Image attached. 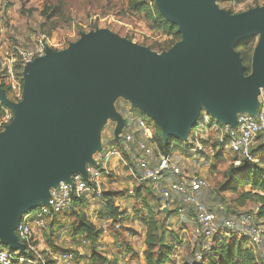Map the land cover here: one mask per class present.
<instances>
[{
  "label": "water",
  "instance_id": "1",
  "mask_svg": "<svg viewBox=\"0 0 264 264\" xmlns=\"http://www.w3.org/2000/svg\"><path fill=\"white\" fill-rule=\"evenodd\" d=\"M215 1L156 0L180 35L166 52L109 33L82 35L24 65L19 103L0 86V105L13 115L0 133V246L25 255L15 234L21 217L47 205L50 191L71 184L72 176L87 180L104 118L116 122L119 143L124 120L112 99L122 97L156 123L163 143L186 142L201 113L231 129L240 115L256 117L264 90V8L230 15ZM257 35L245 76L235 48Z\"/></svg>",
  "mask_w": 264,
  "mask_h": 264
},
{
  "label": "rangeland",
  "instance_id": "2",
  "mask_svg": "<svg viewBox=\"0 0 264 264\" xmlns=\"http://www.w3.org/2000/svg\"><path fill=\"white\" fill-rule=\"evenodd\" d=\"M147 2L156 5V0ZM213 5L220 11L238 15L252 9L264 8V0H216ZM95 33H109L149 50L153 47L154 51H150L155 53L166 52L167 50H161L171 42L169 35L157 30L141 15L131 12L128 9V0H0V86H7L11 75L12 79L21 82L22 88L24 66L18 63L20 53L32 52L39 46L61 52L69 44L79 41L82 35ZM252 39L256 45L259 36ZM3 90L12 103L21 101H14L8 89ZM111 105L124 120L123 133L129 132L138 140L148 130L152 140L156 123L122 97L112 99ZM6 110L7 122L0 123V133L13 120L11 112ZM139 119L145 121V130L136 126ZM115 126L116 122L104 118L99 131L101 149L115 147L122 152L121 158L126 164L123 165L121 161L117 165L114 161L109 162L107 167L112 171L101 180V192L112 196L114 205L121 214L119 219L114 222L106 217L102 218L103 203L100 200H84L79 211H75L65 220L56 221L44 233L34 228L38 254L44 263L147 264L143 256L146 248L145 224L152 218L158 227L157 234L164 236L165 233L170 238L169 264L195 263L191 255L194 241L189 213L178 215L172 212L164 215L160 212L161 200L148 190L146 182L140 181L141 174L135 169L132 156L126 154L121 143L114 142ZM215 137L214 131L203 130L199 132L198 139L193 141L190 134L187 141H180L181 147L172 149L169 155L182 174L197 175L207 182L208 188L196 195L207 210L213 212L219 221L236 219L243 213L255 211L257 205L248 201L243 207L237 205L236 199L243 189L238 177L229 185L224 180L230 164L237 167L240 160L225 148L220 149ZM198 148L199 151L195 152ZM175 179L171 175H165L162 181L166 184ZM136 189L140 190V198L136 196ZM171 209L176 210V207ZM78 214H83L97 231L94 243L84 236L72 235L71 225L77 222ZM111 228L118 231L122 240H116ZM125 251L127 256L123 257ZM66 255L69 257L65 259ZM254 256L256 264H264V252L255 248Z\"/></svg>",
  "mask_w": 264,
  "mask_h": 264
},
{
  "label": "built area",
  "instance_id": "3",
  "mask_svg": "<svg viewBox=\"0 0 264 264\" xmlns=\"http://www.w3.org/2000/svg\"><path fill=\"white\" fill-rule=\"evenodd\" d=\"M46 48L39 46L32 52H22L18 58L20 66L31 62L35 58L44 56ZM7 86L8 92L14 101L22 99L21 82L11 78ZM259 111L256 117L240 115L237 118L235 129L228 125H219L212 121L209 116L201 113L196 127L191 131L193 141L199 137V132L214 131L215 138L230 154L246 161H252L251 151L257 144V137L262 134L264 143V90H260L258 96ZM7 116L0 123H6ZM138 129L145 130L144 120H137ZM149 131L145 130L142 139H136L131 133H122L119 143L124 147L126 154L131 155L133 165L141 174L140 181L146 182L150 191L161 200L162 209L171 211L176 207L178 215L189 213V221L192 226L191 236L193 241L201 242V248L194 253L197 261L202 258V252L208 251L211 240L219 233L225 238L235 235L246 238L249 244L264 252V226L254 217L255 211L243 213L238 218H227L219 221L215 214L207 210L196 197L200 192L208 188L205 180L197 175L186 176L180 168L172 162L169 153L156 151L155 147L148 141ZM195 152L199 151L194 150ZM122 152L115 147L102 148L94 156L95 167L86 166L87 180L84 181L80 175L71 178V184L60 183L56 189L50 191L47 205L24 214L15 232L16 237L25 247V255L12 252L7 247L0 246V264H44L38 254L33 235L34 228L40 233L47 229L48 222L54 216L68 213L74 200L97 199L102 200L101 180L112 170L107 166L110 161L117 165L121 161ZM171 175L176 179L164 184L162 178ZM177 202V205L176 203ZM69 255L65 256V259Z\"/></svg>",
  "mask_w": 264,
  "mask_h": 264
},
{
  "label": "trees",
  "instance_id": "4",
  "mask_svg": "<svg viewBox=\"0 0 264 264\" xmlns=\"http://www.w3.org/2000/svg\"><path fill=\"white\" fill-rule=\"evenodd\" d=\"M128 9L135 14L141 15L145 20L151 22L157 30L162 31L171 37V42L161 51L168 50L174 43L179 41L180 35L177 32V27L168 23L160 15L156 7L153 4L148 3L147 0H128ZM254 45L255 41L252 38H249L240 42L235 48L236 52L239 53L241 62L244 66L245 76L250 73V60ZM150 50L154 51V48L152 47ZM3 88L7 91L5 86H3ZM6 116L7 110L0 106V121ZM257 139H259V142L251 151L252 161L249 162L245 159L236 157L240 160L239 166L236 167L230 164L225 173L224 183L229 185L234 179H236V177H238L239 184L243 189L240 191L236 199L237 205L243 207L247 201L254 202L257 205L254 217L264 226V143L262 142V134H260ZM148 141L155 147L156 151L162 153H170L172 149L181 147L179 146L181 142L174 138H168L167 142L163 143L161 131L157 125H155V132L152 140L148 135ZM215 141L218 147L224 150L223 144H220L216 138ZM148 190L150 189L148 188ZM135 193L137 198H140V190L136 189ZM102 201V218L106 217L107 219L116 222L121 214H119L118 207L114 205L112 196L109 194H102ZM84 202V199L74 200L70 211L68 213L54 216L53 219L48 222L47 228L49 229V227L56 221L62 219L65 220L75 211H79V208L84 205ZM160 212L163 213L162 210ZM172 212H176V210L169 211L168 214ZM77 217H79L77 218V222L71 225L72 235L74 237L84 236L86 239L90 240L91 243H94L98 235L94 226L85 219L83 214H78ZM145 225L147 228L145 237L146 248L143 252V256L146 263L169 264V258L171 255V246L169 245L170 238L167 237L165 233L164 236L157 234L158 227L152 218ZM111 231L116 235V240L118 242L122 240L121 235L118 234V231L115 228H111ZM34 245L36 244L34 243ZM200 248L201 242H194L191 255L193 256L195 263L184 262L182 264H256L254 256L255 248L249 244L246 238H239L235 235L225 238L222 233H219L212 238L209 250L202 252L201 260L197 261L194 257V253L199 251ZM126 256L127 252L125 251L123 257ZM44 264L55 263L47 262Z\"/></svg>",
  "mask_w": 264,
  "mask_h": 264
}]
</instances>
